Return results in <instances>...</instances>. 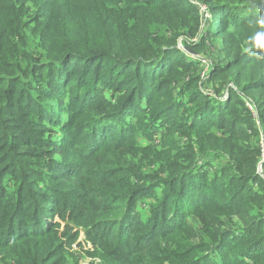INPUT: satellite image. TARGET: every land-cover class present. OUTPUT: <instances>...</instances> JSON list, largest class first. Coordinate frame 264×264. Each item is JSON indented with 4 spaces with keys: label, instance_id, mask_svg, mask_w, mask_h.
<instances>
[{
    "label": "trees",
    "instance_id": "obj_1",
    "mask_svg": "<svg viewBox=\"0 0 264 264\" xmlns=\"http://www.w3.org/2000/svg\"><path fill=\"white\" fill-rule=\"evenodd\" d=\"M80 233L104 264H264V0H0V264Z\"/></svg>",
    "mask_w": 264,
    "mask_h": 264
},
{
    "label": "rangeland",
    "instance_id": "obj_2",
    "mask_svg": "<svg viewBox=\"0 0 264 264\" xmlns=\"http://www.w3.org/2000/svg\"><path fill=\"white\" fill-rule=\"evenodd\" d=\"M202 9H204L202 7ZM207 16V14H204ZM158 140V137L156 136ZM180 140V139H179ZM150 145H154L153 141L149 142ZM141 216L143 218L146 217V213L141 211ZM193 222H196L195 218H192ZM198 223H196L197 225ZM84 234L80 233L76 238V244L73 245V249H71L70 255L67 258V264H104V259L101 256L100 250H94L89 247V244L84 242ZM168 245V244H167ZM166 245V246H167ZM91 249L90 252H88ZM82 250V251H81Z\"/></svg>",
    "mask_w": 264,
    "mask_h": 264
}]
</instances>
